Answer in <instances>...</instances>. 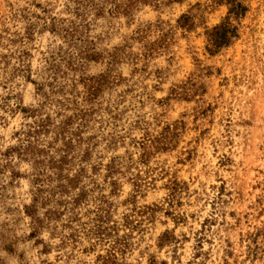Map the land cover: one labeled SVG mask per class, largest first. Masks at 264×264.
<instances>
[{"label": "rangeland", "instance_id": "374dc122", "mask_svg": "<svg viewBox=\"0 0 264 264\" xmlns=\"http://www.w3.org/2000/svg\"><path fill=\"white\" fill-rule=\"evenodd\" d=\"M0 264H264V0H0Z\"/></svg>", "mask_w": 264, "mask_h": 264}]
</instances>
